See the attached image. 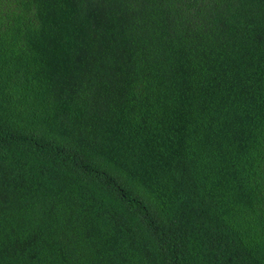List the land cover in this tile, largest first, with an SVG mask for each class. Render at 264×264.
<instances>
[{"label":"trees","instance_id":"obj_1","mask_svg":"<svg viewBox=\"0 0 264 264\" xmlns=\"http://www.w3.org/2000/svg\"><path fill=\"white\" fill-rule=\"evenodd\" d=\"M0 264H264V0H0Z\"/></svg>","mask_w":264,"mask_h":264}]
</instances>
